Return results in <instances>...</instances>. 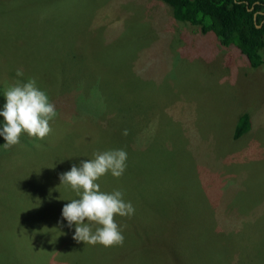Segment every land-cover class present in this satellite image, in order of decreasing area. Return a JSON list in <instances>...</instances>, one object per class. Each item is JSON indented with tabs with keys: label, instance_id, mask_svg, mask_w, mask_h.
Here are the masks:
<instances>
[{
	"label": "rangeland",
	"instance_id": "374dc122",
	"mask_svg": "<svg viewBox=\"0 0 264 264\" xmlns=\"http://www.w3.org/2000/svg\"><path fill=\"white\" fill-rule=\"evenodd\" d=\"M33 12H39L36 18L39 21L48 17L55 24H64L74 17L80 26L87 20L86 31H92L77 37L79 45L75 46L79 50L92 42L98 32L101 44L119 41L106 54L103 50L101 57L110 70L114 62L122 66V71L109 72L118 84L103 89L107 114L119 116L121 88L128 89L138 96L140 106L152 111L147 126L134 138L135 148L155 144L171 152L170 148L176 144L185 143L190 160L178 156V165L189 172L203 173L193 184V198L211 199L216 220L234 235L230 240L234 254L226 263L237 264L239 236L257 234L264 238V67L249 68L235 48L223 47L211 34L201 35L196 27L178 23L161 0H0V111L6 103L4 92L16 82L13 71L17 73L21 60L32 63L31 68L22 69L23 73H30L35 81L39 77L33 73L39 66L30 51L15 54V49L27 41L22 37L43 36L30 25ZM17 23L26 24L22 28L24 34L19 32V40L15 33ZM46 28L51 29L47 24ZM72 64L58 49L43 57L39 65L65 70L73 73V77ZM102 70L100 66L95 70L100 78L105 76ZM75 92L82 93L81 83L67 95ZM80 110L73 108L72 119L68 120V129L73 134L86 125L83 122H95L99 117ZM242 113L250 118L251 130L231 142L234 122ZM3 124L4 118L0 116V130ZM126 128L111 134L95 130L93 140L78 141L91 143L90 154L124 150L128 145L125 131L128 133L129 128ZM40 141L22 133L20 143L11 147V151L3 147L6 141L0 136V160L5 155L29 150L22 158L25 165L34 167L23 170L43 172L39 163H51L58 155L57 151L35 148L46 142ZM61 162L68 170L81 164L68 153H63ZM8 163L15 166V158ZM113 179L116 184V178ZM106 180H111L110 176L102 178V182ZM103 189L106 190L104 183ZM178 192L176 189L170 195ZM60 195L65 198L68 194L60 192ZM33 205L27 196L17 197L13 182L0 187V264H141L148 259L143 253L107 247L76 255L67 252L72 243L65 244L66 237L73 238L75 234H67L72 227L59 225L55 212L47 218L37 217L32 213ZM57 210L62 211V207ZM250 224H256L258 229Z\"/></svg>",
	"mask_w": 264,
	"mask_h": 264
},
{
	"label": "trees",
	"instance_id": "16d2710c",
	"mask_svg": "<svg viewBox=\"0 0 264 264\" xmlns=\"http://www.w3.org/2000/svg\"><path fill=\"white\" fill-rule=\"evenodd\" d=\"M161 2L170 8L173 19L178 23L196 27L199 34H211L221 46L238 50L246 59L249 68L264 67V0H161ZM41 5L42 3L39 7ZM23 15L25 14L21 16ZM38 15L39 12H33L29 21L32 28L43 36L33 34L31 37H22L27 41L15 49V54L28 50L38 62L39 69L33 72L39 76L36 85L55 105L57 115L49 122L51 133L40 141L42 143L46 141L45 144L35 148L57 151L58 156L51 163H39L43 172L23 170L28 167L29 170H33L34 167L32 164L25 165L22 158L29 150L1 157L0 187L9 185L10 181L13 182L19 199L27 196L34 202L32 213L39 218H47L55 212L58 224L67 228L68 222L62 217V211L59 212L57 208L60 206L63 209L65 204L79 197L69 187L60 185V175L70 171L62 167L63 153L72 154L81 162L94 159V155L90 154L93 151L90 148L91 143L79 142V139L93 140L95 130L111 134L128 127V145L124 149L127 153L126 170L121 177L116 178V184L113 179L115 177L111 178L110 172L96 181L103 192L121 190L125 202H130L135 209L131 216L114 217L122 229L124 242L122 246L107 248L148 255V259L141 264H227V259L234 254L230 241L231 237L234 239V235L228 233L216 220V210L212 207L211 199L206 201L193 198L195 193L193 184L200 178L198 175L203 173L189 172L178 165V156L182 155L190 160L185 143L176 144L175 148L167 146L172 149L171 152L155 144L146 148H135L134 138L144 126H147L152 111L140 106L138 96L130 93L128 89L124 91L121 88V107L117 111L119 116L107 114L102 96L103 89L118 84L117 79L109 72L122 71V66L114 62L110 70L101 57L103 50L106 54L107 50L113 47L112 44L119 41L116 39L107 42L108 45L101 44L98 32L92 42L82 45L79 50L76 47L79 45L77 37L89 35L92 31H86L89 23L87 20L82 21L80 26L74 17L64 24H55L50 22L48 17L39 21L36 19ZM46 24L53 30L46 28ZM257 25H261L260 28H257ZM24 27L26 24L17 23L15 33L18 40L21 39L19 32L24 34L22 29ZM43 28L45 31H40ZM58 49L72 60L75 71L73 77H71L73 73L65 70H55L50 66L40 67L43 57L48 53L54 54ZM31 66L32 63L24 59L20 61L18 70ZM97 66L103 68L104 71H101L105 74L103 78L97 76L95 72ZM13 74L16 75L14 71ZM29 74L23 73V76H16L13 79L27 83L32 78ZM80 83L82 93L67 95L68 92L76 90ZM75 107L81 108L80 111L83 112L99 114L95 122H83L82 124L86 125H83L77 134L68 129V120L72 119V109ZM88 123H91L93 129H89ZM251 127L250 118L244 113L240 114L234 122L231 142L242 138ZM13 158L16 167L8 163ZM185 167L189 165L185 164ZM12 171L15 173L11 174ZM181 172H184V176H181ZM105 176H110L111 180L102 182ZM103 183L106 184V190L103 189ZM176 189H179V192L171 196L170 192ZM60 192L68 195L65 198L61 197ZM249 226L258 229L256 224ZM68 233H75V225ZM36 238L42 239L40 236ZM66 238L65 244L72 243L66 251L73 252L74 255L104 247L101 244L78 243L73 238ZM237 264H264V238L257 234L239 236Z\"/></svg>",
	"mask_w": 264,
	"mask_h": 264
},
{
	"label": "clouds",
	"instance_id": "9594fccd",
	"mask_svg": "<svg viewBox=\"0 0 264 264\" xmlns=\"http://www.w3.org/2000/svg\"><path fill=\"white\" fill-rule=\"evenodd\" d=\"M16 75L23 76L22 70H17ZM4 96L6 103L0 111L4 124L0 136L6 141L5 149L19 144L22 133L38 140L51 133L49 122L57 115L56 108L47 94L37 87L35 79L27 83L16 81ZM93 155L94 159L82 161L79 167L73 165L70 171L60 175V185L69 187L79 197L64 205L62 217L69 228L75 225L73 239L78 243L122 246L124 236L114 217L131 216L135 209L130 202H125L121 190L103 192L96 181L109 172L115 178L121 177L126 170L127 153L114 149Z\"/></svg>",
	"mask_w": 264,
	"mask_h": 264
},
{
	"label": "flooded vegetation",
	"instance_id": "af4514ba",
	"mask_svg": "<svg viewBox=\"0 0 264 264\" xmlns=\"http://www.w3.org/2000/svg\"><path fill=\"white\" fill-rule=\"evenodd\" d=\"M254 21H256V14H254ZM261 25H257V28H260Z\"/></svg>",
	"mask_w": 264,
	"mask_h": 264
}]
</instances>
